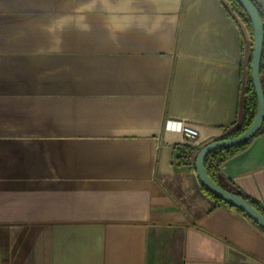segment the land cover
<instances>
[{
  "label": "crops",
  "instance_id": "crops-1",
  "mask_svg": "<svg viewBox=\"0 0 264 264\" xmlns=\"http://www.w3.org/2000/svg\"><path fill=\"white\" fill-rule=\"evenodd\" d=\"M250 54L225 0H0V264H264L195 170ZM220 172L264 208V134Z\"/></svg>",
  "mask_w": 264,
  "mask_h": 264
},
{
  "label": "water",
  "instance_id": "water-1",
  "mask_svg": "<svg viewBox=\"0 0 264 264\" xmlns=\"http://www.w3.org/2000/svg\"><path fill=\"white\" fill-rule=\"evenodd\" d=\"M246 11L253 28V53L251 63V76L257 95L258 109L252 126L242 135L216 141L206 145L198 154L195 170L202 186L217 199L236 208L252 220L258 227L264 230V216L244 198L231 193L216 184L208 175L205 167L207 156L216 150L232 148L243 145L253 139L264 124V91L261 83L260 67L264 48V20L259 10L251 0H236Z\"/></svg>",
  "mask_w": 264,
  "mask_h": 264
},
{
  "label": "trees",
  "instance_id": "trees-1",
  "mask_svg": "<svg viewBox=\"0 0 264 264\" xmlns=\"http://www.w3.org/2000/svg\"><path fill=\"white\" fill-rule=\"evenodd\" d=\"M227 4V8L231 9L232 12H235L244 25L247 28V31L249 32L250 39H251V54L248 59V68H247V81H246V90H245V101H244V120H243V125L236 130L235 133L230 135L227 139L235 138L238 137L242 134H244L254 123L256 115H257V109H258V101H257V95L256 91L254 88V84L252 81V76H251V63H252V53H253V28L251 21L248 17V14L244 10V8L236 1V0H225ZM252 3L256 6V8L259 10L260 15L262 19L264 20V13L260 10L258 5L254 2V0H251ZM260 75H261V83L264 91V48H263V55H262V61H261V67H260ZM264 134V124L258 134L251 139L249 142L239 145L236 147L232 148H225V149H220L211 152L205 161V167L206 171L209 175V177L220 187L223 189L234 193L236 195H239L240 197L244 198L246 201H248L250 204H252L263 216H264V208L260 206L257 202L251 200L241 192L235 189L231 183L225 179L221 172H220V166L230 159L231 157L235 156L242 150H244L256 137ZM185 157L180 155L179 160L180 163H183V159ZM190 157L186 156V159L189 160ZM205 189V188H204ZM211 197H213L220 205L231 208L239 212L241 215H243L245 218H247L249 221H251L255 226H257L252 220H250L245 214H243L241 211L237 210L236 208L226 204L225 202L217 199L215 196H213L211 193H209L207 190H205ZM258 227V226H257ZM263 233L264 230H262L260 227H258Z\"/></svg>",
  "mask_w": 264,
  "mask_h": 264
},
{
  "label": "built area",
  "instance_id": "built-area-1",
  "mask_svg": "<svg viewBox=\"0 0 264 264\" xmlns=\"http://www.w3.org/2000/svg\"><path fill=\"white\" fill-rule=\"evenodd\" d=\"M233 13L239 19V21L242 23V25H244V23L242 22V20L240 19V17L235 12H233ZM244 116H245V114L243 112V117H242V121H241L240 127L243 125ZM182 132L185 135V137L187 139L191 140V141L196 140L198 138V136H199L198 131H196V130L190 128V127H187V126H183L182 127Z\"/></svg>",
  "mask_w": 264,
  "mask_h": 264
}]
</instances>
